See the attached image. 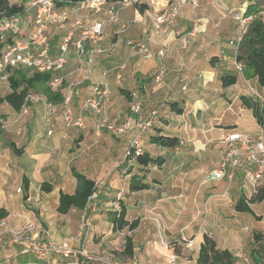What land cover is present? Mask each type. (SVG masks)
Instances as JSON below:
<instances>
[{
  "label": "crops",
  "instance_id": "1",
  "mask_svg": "<svg viewBox=\"0 0 264 264\" xmlns=\"http://www.w3.org/2000/svg\"><path fill=\"white\" fill-rule=\"evenodd\" d=\"M247 5L245 0H201V6L196 9L189 5L182 6L166 32L155 33V18L167 14L173 4L167 0H144L138 5L139 7L120 11V22L130 24L126 33L119 37L116 35L118 26L105 24L99 41L87 40L82 43L87 55L81 59L77 57L75 43L80 39L89 21L104 19L103 12L88 15L83 3L78 2L65 6L69 11L65 22L51 24L48 27L50 58L59 55L62 40L71 35L66 52V63L62 70L53 75L61 78L59 92L64 98L72 88L69 107L74 113L78 112L84 99L90 95L91 89L103 83H106L110 90L106 106L107 115H119L121 112L118 110L119 103L121 107L125 103L129 106L136 100L142 105L144 117L151 110H158L157 124L144 136L143 151L152 157L164 159L159 171L163 173L161 174L163 176L155 174L156 177H161L165 182L171 179L175 182L174 178L182 180L184 176L187 180L183 188L178 185L179 182H175L171 189H176V193L172 196L162 197L163 192L160 196H153L150 200L152 202L149 201L148 204L156 205L157 201L167 200L164 197H167L170 203L176 198H178L176 202L180 204L189 200L187 205L199 201L202 176H206L204 182H208L209 173L218 167L226 148L219 141L220 135L225 131L233 130L252 139L262 138L264 143V128L257 125L251 110L241 104L243 96L264 100V93L255 78H247L235 70L233 55L236 48L230 45L229 41L237 35V31L234 29L232 20H229L222 11V9L230 10L237 7V10L244 13ZM140 7L145 8L144 12L140 11ZM77 23H80V26H77ZM131 39L144 40L153 51L163 49L164 59L153 57L143 60L131 57L126 47V41ZM93 50H100L101 53L93 56L90 79L80 83L82 66L88 58V53ZM32 53L37 54V51L33 50ZM161 64L165 65L168 73L157 82L154 77ZM105 72L106 76L103 75ZM229 76L236 77L235 83L224 87L222 78ZM45 88V85H37L32 94L38 93L45 98ZM4 89V84H0V97L10 92L9 86L7 91ZM171 104H174V109H171ZM0 105H5L3 114H0L4 118L9 120L18 116V113L6 103ZM60 105L63 107L62 104L54 105V107ZM176 110L182 112L178 114ZM128 112H130L129 108ZM94 122L96 128V118L89 117V124L92 125ZM64 126V120L62 122L58 118H48L42 104H31L27 114L17 122L13 120L6 128L4 135L0 136V208L8 212L9 228L16 229L26 222H34L47 229L50 237L56 241L69 238L77 232L85 209L69 211L80 213V221L71 224L57 223L56 220L43 216L42 213L36 215L32 213L31 207L38 204V192H41L42 183L47 182L52 186L51 192L45 194L47 197L50 196L49 198L52 197L56 204H58L60 191L72 194L75 190V179L71 174V167L74 166L70 167V178H68V172H65L70 160L65 149V142L71 138L73 129H67ZM154 136L176 138L178 144L174 148L158 147L150 141V138ZM8 142H13L17 148H22L23 153L20 156L13 155L6 147ZM132 165L136 164L132 162ZM133 173L139 176L144 175V183L148 185L147 190L132 192L133 194L149 193L151 190L156 192L157 188L163 189V185L160 184L162 180L155 184L156 188H150L147 183L150 174L147 175L146 172L140 174L135 172L134 168ZM23 175L29 181L28 198L25 202L23 201ZM130 176L131 174L126 177L130 178ZM86 177L94 181L91 177ZM235 179L241 184L238 188V197L249 198L250 187L243 182L240 175ZM224 182L226 186L215 185L223 189L232 187L235 198L237 191L235 185ZM18 188L21 189L20 193L17 192ZM179 189H182L181 194H178ZM205 189L203 187L201 192ZM103 195L106 194L97 193L100 200L107 199ZM150 197L151 194H143L142 202ZM86 215L91 220L89 209ZM210 215V211L206 210L204 217L207 218ZM92 219L94 226L92 224L85 248L90 252H98V246L104 245L105 237H101L98 232V217L92 216ZM8 238L9 235L5 234L0 243V264H34L31 254H24L21 252V247L10 245ZM93 242H96L95 245ZM132 242L133 256H135L136 243L133 239ZM72 246L78 248L77 244ZM150 248L141 244L139 250L143 251L140 257L151 264H164L155 260L157 255ZM58 260L55 258L54 263Z\"/></svg>",
  "mask_w": 264,
  "mask_h": 264
},
{
  "label": "built area",
  "instance_id": "2",
  "mask_svg": "<svg viewBox=\"0 0 264 264\" xmlns=\"http://www.w3.org/2000/svg\"><path fill=\"white\" fill-rule=\"evenodd\" d=\"M144 0H118L103 10L104 0H85L84 8L87 14L104 13L103 21L89 22L83 29L80 39L75 43L76 54L79 59L87 55L84 41H99L102 38L103 27L105 24L118 23L119 8L141 4ZM173 2V6L167 14L155 18L154 32L165 33L166 29L174 22L179 9L182 6L190 5L193 8L199 6V0H168ZM69 11L65 7H58L56 0H28L25 4L22 14L13 15L0 19V41L9 35H15L19 32H26V39L23 41L15 40L12 44L5 45L0 52V84L8 83V78L15 69H28L36 73H50L51 77L46 83V87L53 93L58 92L62 81L61 78L53 75L55 72L63 69L66 63V52L71 41V35L62 40L60 53L55 58L48 56L49 38L48 27L51 24L65 22L68 19ZM234 19L239 25L237 35L229 41L230 45L235 46L233 55V64L237 72L242 73V66L236 61V53L239 42L251 21L250 17L236 15ZM80 26V23L76 24ZM125 25H121L119 33H123ZM126 47L129 55L134 58L149 60L153 57L164 59L165 51L163 49L153 51L144 40L131 39L126 41ZM33 50L37 54L32 53ZM101 53L100 50H93L88 53L84 65L82 66L81 81L83 83L90 79L92 73V62L95 54ZM166 74L165 65L161 64L155 74L154 80L160 81ZM104 76L107 75L105 72ZM110 95L109 87L106 83L97 85L91 89V93L86 97L77 113H74L69 107L72 98V88L70 93L64 98L63 120L67 127H84V119L87 113L99 116L96 124L97 131H106L114 136H129V143L125 151V158L140 155L143 152V139L145 134L152 130L158 122V110L154 109L144 117L141 104L134 102L130 104L128 115L121 124L109 122L106 106ZM43 103L48 116L52 115L54 105L45 98L28 94L18 113L16 121L20 116L27 113L31 104ZM8 124L7 120L0 116V129ZM50 134V132H48ZM220 143L225 145L224 153L219 161L218 167L209 173V179L216 181H226L231 183L238 175L251 189V195L257 187L264 182V143L262 138L252 139L236 131H225L220 135ZM128 161V160H127ZM129 162V161H128ZM97 189V187H96ZM228 188L222 196L227 198ZM20 193L21 189L18 188ZM250 195V196H251ZM97 199V191L88 200L85 213L77 232L66 239L56 241L49 235V231L44 227L34 223L26 222L20 228H9L7 218L0 219V243L5 234L9 235L8 243L21 247L24 254H32L42 261L50 260L56 256L59 260L55 264H107L104 258L86 250L85 244L90 235L92 223L86 215V211L93 208ZM113 211H119L117 202L112 204ZM77 244L78 248L72 246ZM161 245H164L161 243ZM166 248V246H164ZM177 257L172 253L167 256L168 263H174Z\"/></svg>",
  "mask_w": 264,
  "mask_h": 264
},
{
  "label": "rangeland",
  "instance_id": "3",
  "mask_svg": "<svg viewBox=\"0 0 264 264\" xmlns=\"http://www.w3.org/2000/svg\"><path fill=\"white\" fill-rule=\"evenodd\" d=\"M10 3L22 5L24 4V1L10 0ZM113 3L104 2L102 6L103 10H106ZM171 3L173 4V2ZM200 6L201 0H199V6L197 8ZM132 7L134 6L121 7L118 5L119 18L121 10ZM222 11L228 16L227 18H229V20H232L234 29L238 32L239 25L234 17L236 15H244V13L237 10V7L230 10L222 9ZM104 19L102 18L100 21H103ZM112 25L118 26L116 35L119 37L126 33L130 26L129 23H121L120 20L118 23H112ZM121 25L126 26L123 33H119ZM25 38L26 32L24 33L23 31L15 35H7L3 41H0V46L1 44L3 45L0 52L5 45L12 44L15 40L23 41ZM166 73H168L167 68ZM3 84L5 86L4 90L7 91L8 84ZM35 95L42 97V95L38 93H35ZM134 102L140 103L137 100L131 103ZM36 104H42L44 106L42 102ZM118 106V110H121L119 115H107L109 122H113L117 125L121 124L126 118V115L128 116V113H130L128 112L130 105L128 106L125 103V105L121 107L119 103ZM4 107L5 105H0V114H3L2 111H4ZM142 113H144L143 108ZM26 114L20 116V118L14 122L19 121ZM46 116L51 119L58 118L63 122V107L61 105L59 107H54L52 115L48 116L46 114ZM89 117H95L96 124L99 121V116L86 114L83 128H70L64 126V128L73 129L72 135H70L71 138L65 142V149L67 151V155L70 157V160L66 165L65 172H68V178H70V167L74 166L78 171L94 180L97 187V193L106 194L103 196H106L107 199L100 200L97 198L94 207L89 209L93 226L94 221L92 216H97L98 232L101 237H105L103 243L104 245L98 246V252H92L93 254L104 258L107 264H151L147 260L145 261L140 257L143 250H139V248L141 244H143L151 247L150 250L157 255L155 256V260H159L161 263L195 264L198 248L202 241V235L206 234L216 242L218 249H226L233 254L236 258L235 264H252L249 257L250 243L254 232L264 231V201L259 204L251 205L253 212L260 218V220H255L247 214L237 213L234 211L233 206L238 197V188L241 186L240 181L235 179L230 183L236 187V199L234 198V190H232V187H228V196L225 198L222 194L226 189L215 185L219 184L221 186H226L224 181L208 179V182H204L206 176H202L200 200L196 201L195 204H191L195 206L187 205L189 200L184 204H180V202H176L178 201V198L170 203V200L167 197H164L167 200H162L161 202L157 201L155 203L156 205H151L153 203L148 204L153 196H160L163 192L164 194L162 197L172 196L173 193H176V189H171L175 185V182H179L182 186L179 183L178 185L183 188L187 177L184 176L182 180H180L181 178H174L175 182L171 181L173 179L165 182L161 178L163 176L161 174L163 173L159 172L161 169L156 166L150 165L147 170L139 171L140 169L137 165H132V161L128 162L125 158V151L129 143V136H114L106 131H97L95 128V122L92 125L89 124ZM15 119L16 118H9V120L6 119L8 124L4 128L0 129V136L4 135L8 125ZM123 165H125V167H123ZM128 166H132L135 172L140 174H143L142 172H146L147 175L150 174L147 182L150 188H156L155 184L160 183V180H162V183L160 184L163 185V189L161 190L160 188H157L156 192L151 190L149 193L141 192L133 194L128 189L129 178L126 177L127 170L129 168ZM155 174H160L161 177H156ZM203 187L206 189L201 192ZM181 193L182 189H179L178 194ZM143 194H151V197L147 198L145 202H142ZM38 195V204L31 205L33 208L32 213L36 215L42 213L44 214L43 216L56 220L57 223L65 222L76 224L77 221H80L79 212H69L67 215L57 214V204L55 200H53L52 197V199L49 198L50 196L47 197L43 192H38ZM116 199H120L121 203L126 207L127 219L130 221H138V226L134 231L128 232L127 229L120 232L112 231L107 217L108 213L113 210L112 204L116 202ZM153 202H155V200ZM206 210L210 211L211 214L207 218L204 217ZM126 236H130L136 243L135 246L137 252L132 258H128L123 254ZM93 243L95 245L96 242ZM161 243L164 245H161ZM164 246H166V248ZM172 253L177 257V259L174 263H168L167 256ZM30 256L34 261V264H55L54 259L57 258L54 256L50 260L42 261L40 259L41 261H39V258L34 255L31 254ZM147 259L150 261L149 256H147Z\"/></svg>",
  "mask_w": 264,
  "mask_h": 264
},
{
  "label": "trees",
  "instance_id": "4",
  "mask_svg": "<svg viewBox=\"0 0 264 264\" xmlns=\"http://www.w3.org/2000/svg\"><path fill=\"white\" fill-rule=\"evenodd\" d=\"M24 4H11L10 0H0V19L10 17L24 12L25 4L28 0H23ZM85 0H56L58 7H65ZM118 0H104L106 3L117 2ZM248 5L244 11V16L250 17L245 33L243 34L236 53V61L242 66V74L247 78H255L258 86L264 93V0H245ZM134 7H139L137 4ZM145 8L140 7V11L144 12ZM3 45L1 44V47ZM50 73H36L28 69H15L8 78V86L10 92L3 97H0V104L6 103L15 112L19 113L25 97L35 91L37 85H45L50 79ZM236 77L229 76L222 78V85L224 87L235 83ZM46 86V85H45ZM45 99L53 104H62L64 97L58 92H51L47 87L44 91ZM241 104L243 107L251 110L252 115L261 128H264V100L256 97L248 96L241 97ZM171 109H174V104H171ZM175 111V110H174ZM180 114L181 110H176ZM152 144L158 147L174 148L178 144V140L172 137L154 136L150 138ZM9 151L16 156L23 153L22 148H17L13 142L6 143ZM129 162H134L141 167L139 171L149 165H154L160 168L164 163L161 157H152L145 151L140 155H133L127 159ZM128 163V162H126ZM125 167V165H123ZM129 167V166H128ZM71 174L75 179V190L72 194L59 192L58 204L56 207L57 214L65 215L70 210H84L88 204L89 198L96 193V185L94 181L87 178L84 174L71 167ZM131 174L128 182V189L130 192H138L148 189V185L144 183L145 176L133 173V168L129 167L127 175ZM23 201L28 198L29 181L23 175ZM43 193H50L52 186L45 182L40 186ZM98 198V196H97ZM119 205V211H111L108 213L107 220L110 223L113 231H123L127 229L128 232L134 231L138 226L137 220L128 221L126 219L127 210L120 199L115 200ZM264 201V182L257 187L255 192L247 199L244 196H239L233 208L237 213L247 214L255 220H260L253 212L251 205L259 204ZM8 212L4 208H0V219L7 218ZM124 256L128 258L133 257V242L130 236L125 237ZM249 257L252 264H264V231H256L252 234V241L250 243ZM236 258L231 252L226 249L220 250L217 248L216 242L206 234L202 235V241L199 245L195 264H235Z\"/></svg>",
  "mask_w": 264,
  "mask_h": 264
}]
</instances>
